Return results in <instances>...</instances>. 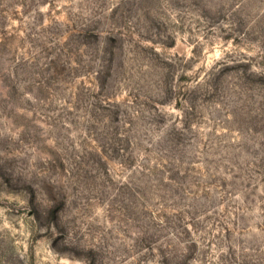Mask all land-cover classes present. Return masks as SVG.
Listing matches in <instances>:
<instances>
[{
  "label": "rangeland",
  "instance_id": "1",
  "mask_svg": "<svg viewBox=\"0 0 264 264\" xmlns=\"http://www.w3.org/2000/svg\"><path fill=\"white\" fill-rule=\"evenodd\" d=\"M0 264H264V0H0Z\"/></svg>",
  "mask_w": 264,
  "mask_h": 264
}]
</instances>
